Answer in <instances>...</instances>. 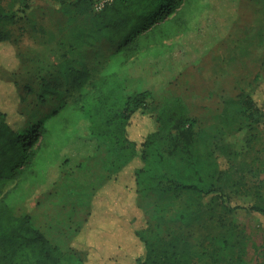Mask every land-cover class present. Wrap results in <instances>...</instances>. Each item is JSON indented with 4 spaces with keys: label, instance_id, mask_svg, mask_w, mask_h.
<instances>
[{
    "label": "rangeland",
    "instance_id": "374dc122",
    "mask_svg": "<svg viewBox=\"0 0 264 264\" xmlns=\"http://www.w3.org/2000/svg\"><path fill=\"white\" fill-rule=\"evenodd\" d=\"M10 2L3 0L6 7ZM26 2L31 21L9 26L12 42L0 45V100L18 94L12 82L19 83V91L27 83L37 89L48 77L66 90L69 63L86 66L92 79L116 73L125 94L151 98L129 130L138 142L137 155L111 179L125 152H112L91 136L88 119L73 107L76 93L65 96L64 107L55 96L41 104L34 94L21 104L29 125L46 119L52 136L64 131L72 139L63 163L66 189L81 190L84 203L90 200L76 216L86 221L67 254L73 262L139 264L147 251L135 233L150 227L154 256L161 262L174 245L184 264H264L262 215H229L189 191L166 193L157 187L163 178L202 189L216 186L235 202L264 207V0H189L180 10L185 28L144 48L123 67L110 64L115 45L108 41L84 45L92 16L101 10L75 8L76 0ZM247 94L259 107L260 122L240 103ZM176 99L187 108L189 123L160 145L159 154H143L144 124L159 128L160 110ZM143 162L150 174L137 194L134 170Z\"/></svg>",
    "mask_w": 264,
    "mask_h": 264
},
{
    "label": "trees",
    "instance_id": "16d2710c",
    "mask_svg": "<svg viewBox=\"0 0 264 264\" xmlns=\"http://www.w3.org/2000/svg\"><path fill=\"white\" fill-rule=\"evenodd\" d=\"M26 1L11 0L6 7L0 0V45L12 42L9 26L23 19L31 21L26 13ZM188 3L189 0H113L98 13L94 11L92 26L84 33V45L96 47L101 41H108V44L115 45L108 57L110 64L123 67L144 48L180 33L186 25L180 10ZM81 5L93 9L94 0H76L75 8ZM262 64L264 68V60ZM64 74L68 84L64 91L45 77L37 89L32 83H27L19 91V83L12 82L18 94L12 97L11 93L7 98L3 95L0 100V264H75L72 257L51 243L29 215H17L8 203L9 194L20 183L37 175V161L49 146L52 136L46 119L28 124L21 110V104L28 95H36L41 104H46L47 97L55 96L64 107L67 104L65 96L77 94L73 107L88 119L91 136L101 140L112 152H125L123 164L113 165L116 169L110 173L109 179L130 165L137 155L138 142L129 137V130L132 120L136 121V114L148 109L150 96L137 91L125 94L116 73L92 79L86 66L69 63ZM240 101L249 117L260 122L259 107L251 95L241 97ZM158 120L159 128L144 124L147 134L141 138L143 154L146 151L159 154L160 145L170 140L175 130L189 123L190 118L187 108L180 99H176L171 106L160 110ZM149 174L146 162L135 168L137 194L142 192L144 178ZM157 187L166 193L189 191L200 201L217 204L229 215L247 211L264 217V207L235 202L221 187L202 189L167 178L160 179ZM162 222L161 219L159 224L163 225ZM135 234L147 251L146 257L138 260L139 264H184L174 245L168 250L165 261L161 262L159 256H154L156 245L151 239L150 227Z\"/></svg>",
    "mask_w": 264,
    "mask_h": 264
},
{
    "label": "crops",
    "instance_id": "0c3cea01",
    "mask_svg": "<svg viewBox=\"0 0 264 264\" xmlns=\"http://www.w3.org/2000/svg\"><path fill=\"white\" fill-rule=\"evenodd\" d=\"M71 140L64 131L51 136L49 146L37 161V175L20 183L8 197L9 205L12 208L16 206L15 213L29 215L51 243L65 254L73 249L72 242L76 240L86 221L81 218L77 220L76 216L79 210H87L90 204V200L89 203H84L86 196L81 190L66 189V184L70 182L67 181V169L63 163ZM86 162L87 159L80 163L78 169ZM69 204L72 206L71 210H67Z\"/></svg>",
    "mask_w": 264,
    "mask_h": 264
},
{
    "label": "built area",
    "instance_id": "2783aa9c",
    "mask_svg": "<svg viewBox=\"0 0 264 264\" xmlns=\"http://www.w3.org/2000/svg\"><path fill=\"white\" fill-rule=\"evenodd\" d=\"M107 1H110V0H107ZM104 2L106 1L105 0H94L95 9L98 8V10H102L105 7Z\"/></svg>",
    "mask_w": 264,
    "mask_h": 264
}]
</instances>
